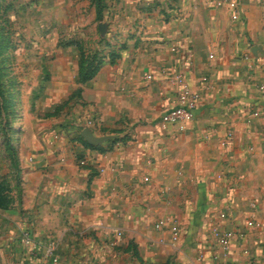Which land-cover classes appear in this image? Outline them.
I'll return each instance as SVG.
<instances>
[{"label": "crops", "instance_id": "1", "mask_svg": "<svg viewBox=\"0 0 264 264\" xmlns=\"http://www.w3.org/2000/svg\"><path fill=\"white\" fill-rule=\"evenodd\" d=\"M117 5L99 28L119 57L104 51L83 84L64 64L27 109L20 160H0V264H214L215 249L219 264H264V2ZM165 69L199 95L183 132L163 122L178 88ZM85 119L100 142L82 136ZM167 217L178 243L155 226ZM216 225L242 237L217 248Z\"/></svg>", "mask_w": 264, "mask_h": 264}, {"label": "rangeland", "instance_id": "2", "mask_svg": "<svg viewBox=\"0 0 264 264\" xmlns=\"http://www.w3.org/2000/svg\"><path fill=\"white\" fill-rule=\"evenodd\" d=\"M117 1L0 0V160H20L27 109L34 112L64 64L83 84L80 67H88V56L96 54L98 62L114 48L99 26L116 15ZM81 90L64 105L71 106Z\"/></svg>", "mask_w": 264, "mask_h": 264}, {"label": "built area", "instance_id": "3", "mask_svg": "<svg viewBox=\"0 0 264 264\" xmlns=\"http://www.w3.org/2000/svg\"><path fill=\"white\" fill-rule=\"evenodd\" d=\"M264 2V0H262ZM221 5L222 2H219ZM236 12V16H237ZM172 72L171 79L173 81L178 82V88L176 90V99L174 102V106L169 108L167 112H165L163 117V122L165 124H171L176 126L178 132H183L190 127V124L195 120L196 111L199 107V95L195 92L191 86V84L186 80L185 75L177 70H169L165 69V74H170ZM148 79L151 78L150 75L147 76ZM255 111L259 112L260 115L264 119V105H257L254 107ZM84 123L79 124V126L84 129L94 125L93 119H85ZM232 138L231 134L227 137V141ZM151 161V160H149ZM222 218H227V214L225 212L221 213ZM169 225L170 230L172 232V240L174 243H178L180 241L181 235V227L180 225L172 218H161L156 221L155 226L158 229L165 228ZM247 225L249 227H253L255 222L253 220H248ZM242 237V233L239 230L225 228L221 225H216L212 229V242L215 247L221 248L224 250L230 249L232 244L235 241H239ZM24 242L27 244L32 243L30 233L26 232L24 235ZM214 249V248H213ZM56 251V246L52 244L49 246L45 253H43V257L45 259H51L54 257ZM27 253L33 259L36 256L34 248H29ZM56 260V258L54 257ZM220 255L218 254L217 249L213 252L212 261L214 264H219ZM221 264V263H220Z\"/></svg>", "mask_w": 264, "mask_h": 264}, {"label": "trees", "instance_id": "4", "mask_svg": "<svg viewBox=\"0 0 264 264\" xmlns=\"http://www.w3.org/2000/svg\"><path fill=\"white\" fill-rule=\"evenodd\" d=\"M109 55H110L111 61H115L119 57L118 51L116 49L110 50ZM95 56L96 54H94L92 57L88 56V67L84 68L83 64L80 67V81L82 83H85L89 79L93 78L99 71L104 61L105 55L102 54V58L98 62H94ZM116 141L117 140H114V142Z\"/></svg>", "mask_w": 264, "mask_h": 264}, {"label": "water", "instance_id": "5", "mask_svg": "<svg viewBox=\"0 0 264 264\" xmlns=\"http://www.w3.org/2000/svg\"><path fill=\"white\" fill-rule=\"evenodd\" d=\"M82 136L86 139L87 142L89 143H97V142H100L101 140L100 139H97V140H94L92 138V134H91V131L89 128H85L83 131H82Z\"/></svg>", "mask_w": 264, "mask_h": 264}]
</instances>
